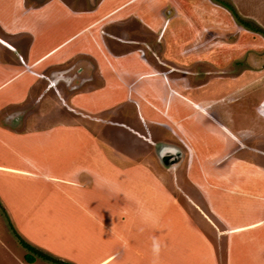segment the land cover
Here are the masks:
<instances>
[{
	"label": "crops",
	"instance_id": "obj_1",
	"mask_svg": "<svg viewBox=\"0 0 264 264\" xmlns=\"http://www.w3.org/2000/svg\"><path fill=\"white\" fill-rule=\"evenodd\" d=\"M90 1L0 0V203L14 222L57 220L66 229L65 222H79L68 250L78 264H220L218 245L156 171L167 180L181 165L165 155L153 167L136 152L149 143L152 125L182 144V159L184 152L192 158L189 139L198 132L212 128L226 142L224 121L210 115L211 99L237 91L219 76L243 50L211 33L232 22L210 0ZM20 34L28 36L23 49L13 45ZM193 61L209 66L194 69ZM210 67L218 77L201 79ZM118 112L125 118L105 117ZM101 126L120 127L135 145L115 156ZM207 151L200 153L209 164ZM251 168L241 173H259ZM184 169L189 174L191 163ZM197 169V179L187 178L208 210L197 220L220 219L224 264H264V176L251 175L242 189L227 182L236 178L233 165ZM39 241L34 245L45 247Z\"/></svg>",
	"mask_w": 264,
	"mask_h": 264
},
{
	"label": "rangeland",
	"instance_id": "obj_2",
	"mask_svg": "<svg viewBox=\"0 0 264 264\" xmlns=\"http://www.w3.org/2000/svg\"><path fill=\"white\" fill-rule=\"evenodd\" d=\"M42 1L44 0H27L30 4H37ZM66 1L78 4L80 3V6L81 4L88 6L91 3L90 0H83V3L82 0ZM195 1L199 2V0ZM210 1L212 6L216 4L218 8H221L224 11V14L228 17L227 21L230 20L233 25L231 29L227 28V30L224 31L220 29L216 30V32L212 31L211 37H216L217 39L220 37V42L234 43L237 41L243 50L241 56H235L232 60L227 61L225 70L222 72V75L219 76L222 83L224 82V84L227 85L226 87H228L231 83H235L234 85L237 91L233 93V91L230 90L232 92L230 94L229 88H226L227 91L224 93L225 95L215 98L217 100L211 99L212 108L210 109V115L214 117V120H220L219 117H221V120L224 121L223 123H225L224 125L226 126L222 129L224 130L223 133L227 136L224 138L226 142H224L220 136L218 137L212 128H209V131L205 130L202 134L198 132L197 134L199 136H197V138L189 139L193 148L192 158L190 159V157H187L184 152V158L181 159L180 157L181 161L178 165L181 166L176 169V173L173 171H168L169 173L167 175L164 173L165 177L167 176V178H169L164 180V176L162 174L163 172L161 171L160 173L158 169H156V171L160 180L167 182L166 187L168 186L169 191L173 192L187 213H191L194 216L195 222L197 224L199 223V226L204 229L205 233L208 234V237H211L213 242L218 245V262L220 264H224V240L222 237L219 238V230L222 229L223 224L220 219L216 217V215L212 214L210 216L211 218L207 217L211 220L210 225L207 224L206 219L205 222L204 220H197V218L202 214L205 213L206 215V212L208 213L206 205L207 201L206 199L204 201L201 190L189 183L187 176L197 179L200 174L197 172L198 166L200 167L205 165L204 170L206 171L209 167L213 166L214 162L221 165L228 164L235 166V170H238V172L235 171V176H233V174L231 175L236 178H231V176H229L227 179L229 181L227 182H230L228 184L232 183V185L236 183L240 185V183H242V189L248 186V183L246 184V182L250 183L252 176H264V0ZM225 6L230 7L237 18L234 17ZM224 14L222 13L225 17ZM223 16H221V18H223ZM213 17L217 18L216 16L211 15V20H214ZM236 19L242 21V23L246 24L247 27L241 25ZM240 34L241 39H238ZM7 36L3 33V37ZM23 37L26 38L28 36L20 34L18 37L19 39L13 41V45L23 49L26 44L25 42H27V38L24 39ZM221 54L222 53H220V59L222 61L226 52L222 55ZM193 62L191 66L194 69L198 66H209L207 63ZM209 70L210 73L205 75L206 77L202 76L201 79H207V76L208 78L210 77V79L215 78V76L218 77V75H216L217 72H213L211 67ZM218 79L219 78H217V80ZM64 84L65 83L63 82H59L57 86L60 88L62 93H66L68 95V90L65 88ZM224 89L225 88L220 89V93H223ZM211 96H213L212 93L206 94V97L208 98ZM197 99L202 101L206 98L202 95L197 97ZM69 106L74 108L71 105ZM218 106H221L222 109L218 108ZM66 110L68 111L67 116H71L77 121L80 120L77 112H70L69 108ZM131 111L134 114V109ZM131 111H126L125 117L131 115L130 117L133 118ZM122 116L119 112L112 115V118L108 117V114H105V117L113 121H120L125 118ZM132 123L134 122L132 121ZM132 127L137 126L132 125ZM98 131H100V133L104 132L106 136L104 141L110 143V148L115 156L126 151L127 147H133L137 139L133 137L134 135H124L120 133V127L118 126H101ZM149 131L151 134V138H148L149 143L138 149L136 153L140 154L136 157L137 159H143V161L149 163L148 165L151 164L154 167L156 166V161L159 158V156H156L157 154H155V152H157L158 155L161 154L162 156L167 154H174L177 158L178 156H183L180 152L183 150V147L179 141L161 138L160 136L163 132H161L157 126H149ZM160 146H164L163 150H160ZM207 150H209L212 157L209 164L206 161L208 157ZM200 151H207L206 153H203L206 156L204 162ZM168 156L170 158V155ZM177 158H175L174 162L177 161ZM190 163L192 165V170L189 174H187L184 167L185 165L187 167ZM240 167L257 168L256 171L259 173L253 175L252 172L251 174H244L241 173ZM209 179L218 180L212 177ZM260 180H262L260 181L261 183L264 182V177H260ZM230 191L238 193L236 189H231ZM219 192H221V190L216 188L214 193H212V196L218 199L220 196L218 195ZM188 198L195 202L194 206L188 202ZM0 206L4 210V212H2V209H0V264H53L36 257L33 262L27 261V250L18 243L13 234V230L37 250L42 251L57 260H61L69 264H78L74 259L76 255L71 254L68 250L75 248L74 245L78 240L77 237L79 230L77 227L79 222H74L71 225H68V222H65V224H67L66 227L68 231L64 227V222L57 220L34 222L19 220L18 222H14L10 219L8 213H6L4 205L0 203ZM229 217L230 216H228V222H230ZM215 229L218 231L215 232ZM55 232L57 234L51 238L50 234ZM216 234L218 236H216ZM44 235L50 238H48L49 241L44 239ZM41 239L42 241L45 240V247L40 244L34 245L35 241L40 242L39 240ZM63 251L66 253H63ZM69 253L71 255H69Z\"/></svg>",
	"mask_w": 264,
	"mask_h": 264
},
{
	"label": "trees",
	"instance_id": "obj_3",
	"mask_svg": "<svg viewBox=\"0 0 264 264\" xmlns=\"http://www.w3.org/2000/svg\"><path fill=\"white\" fill-rule=\"evenodd\" d=\"M226 7V6H225ZM234 17H236V15L234 14L233 10L230 8V7H226ZM237 18V17H236ZM241 25H243L244 27L246 26V24L242 23V21L236 19ZM247 27V26H246ZM0 209H2L1 211L4 212L3 208L0 206ZM13 230V229H12ZM13 234L15 236V238L17 239L18 243L24 248L27 250V253L26 254V259L27 261L29 262H33L36 258H40L42 260H45V261H48V262H51L53 264H69V263H66V262H63L61 260H57L55 258H53L52 256H49L48 254L42 252V251H39L37 250L36 248H34L32 245H30L28 242H26L24 239H22L18 234L17 232H15L13 230Z\"/></svg>",
	"mask_w": 264,
	"mask_h": 264
},
{
	"label": "water",
	"instance_id": "obj_4",
	"mask_svg": "<svg viewBox=\"0 0 264 264\" xmlns=\"http://www.w3.org/2000/svg\"><path fill=\"white\" fill-rule=\"evenodd\" d=\"M159 148H161L160 150H163L164 146H160ZM168 155H170V158H169ZM158 156H159V158H162L161 157L162 156L161 154H159ZM167 156H168V159L169 160H175V158H177L176 156H174V154H172V155L171 154H167ZM180 157L182 159V155L181 156H178L177 161H175L176 162V165H178L180 163V161H181Z\"/></svg>",
	"mask_w": 264,
	"mask_h": 264
}]
</instances>
